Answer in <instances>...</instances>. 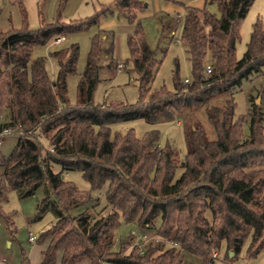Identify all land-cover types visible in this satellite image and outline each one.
Segmentation results:
<instances>
[{
    "label": "trees",
    "instance_id": "16d2710c",
    "mask_svg": "<svg viewBox=\"0 0 264 264\" xmlns=\"http://www.w3.org/2000/svg\"><path fill=\"white\" fill-rule=\"evenodd\" d=\"M161 1L185 9L179 40L193 79L186 84L177 69L174 91L151 90L159 61L139 17L145 2L117 0L106 8L135 26L128 36L126 63L138 77L136 104L94 103L102 55L110 58L108 67H115L113 42L104 47L111 31L101 30L92 38L75 105L69 102L67 79L77 74L78 44L51 52L59 66L55 79L48 75L45 57L32 58L36 47L54 37L98 25L99 14L0 33V117L6 111L10 119L0 122V131L10 128L18 136L9 156L0 151V216L13 226L2 209L9 193L24 198L46 185L48 197L41 209H51L56 222L37 240L43 244L49 239L40 264H184L187 254L212 260L223 246L238 255L248 240L251 256L264 250V112L259 105L253 103L238 117L233 98L224 107L206 109L217 140L208 141L199 127L190 130L178 178L175 151L160 146L159 130L141 138L133 130L112 135L111 126L117 123L143 120L156 125L161 117L171 122L185 111H199L264 68L261 21L253 26L243 58H236L240 25L255 0H206L202 9L187 6L190 0ZM209 4L217 5L219 16L208 10ZM70 171L82 172L91 191L105 188L107 207L72 216V210L98 200L65 180ZM122 223L135 226L139 234L131 231L118 240ZM144 233L163 241L142 243L136 236ZM22 253L30 264L26 251Z\"/></svg>",
    "mask_w": 264,
    "mask_h": 264
},
{
    "label": "rangeland",
    "instance_id": "374dc122",
    "mask_svg": "<svg viewBox=\"0 0 264 264\" xmlns=\"http://www.w3.org/2000/svg\"><path fill=\"white\" fill-rule=\"evenodd\" d=\"M116 1L0 0V33L21 30L25 27L30 30H37L43 25L56 21L70 23L74 20H86L99 14L100 22L98 25L90 27L85 32L69 36H56L50 44L36 47L32 58L45 57L48 75L55 79L59 72V66L57 61L50 56L51 52L68 48L73 43L78 44L80 49L77 74L67 79L69 102L75 105L77 103V86L86 68L92 38L99 34L101 30L111 31L113 36L104 42V47L113 42L115 67H108L107 64L110 58L102 55L100 62L102 68L99 72L100 82L94 93V103L95 105L122 102L136 104L140 97L138 77L131 71V65L126 63L130 58L128 36L134 32L135 27L116 11L112 14L109 10H106L108 6L113 5ZM143 1L147 4V8L139 15L140 21L146 40L150 47L155 50L156 59L159 61L156 75L151 83V90L166 87L169 91H174V73L177 69L181 80L188 79L191 81L193 79L191 62L188 59L185 47L179 40L184 16L181 15V21H178L179 16L175 13L157 12L154 0ZM160 3L164 6L168 4L163 1H160ZM207 8L211 13L219 16L216 4H209ZM257 21H261L264 31V0H255L240 25V40L237 43L236 51L238 60L242 59L246 52L253 26ZM103 33L101 32V34ZM208 65L211 64L208 63ZM120 66L123 68H120ZM231 98H233L236 106V117L247 114L253 103L259 105L264 112V68L259 75L244 80L241 88L236 89L232 94L224 93L210 99L206 107L199 111H185L179 114L175 121L171 122L161 117L156 125L147 124L143 120L117 123L111 126L112 135L114 136L117 133L126 134L133 130L136 136L141 138L151 130H159L160 146L170 145L175 151L174 162L178 166L176 175L178 178L184 171L182 164L187 154L186 139L191 135L190 130L199 127L204 131L208 141H216L217 134L209 121L206 109L212 106L224 107ZM7 114L6 111L2 113L0 122L10 121ZM244 133L249 134L247 124L244 126ZM17 141L18 136L15 134L4 137L0 146L1 153L6 157L9 156ZM56 168L59 170L58 166ZM1 172L2 168H0ZM64 178L74 183L81 191L89 192L92 190L91 185L85 180L83 173L80 171L65 172ZM91 192L98 201L84 204L72 210V216H77L88 208L101 211L107 207L105 188ZM46 197H48V190L46 185L43 184L33 195L24 198L20 197L18 192L11 191L8 200L2 203V209L8 215L13 226L8 227L4 218L0 216V264H26L22 249L26 251V257L29 259L30 264H39V260H37L39 258L34 255L33 247L42 244L37 242L38 238L56 222V216L51 209H41V203ZM137 229L135 226L122 223L116 231L117 239L125 238L131 231L138 233ZM30 233L37 239L33 245L29 242ZM136 237L139 240V235ZM47 241L46 243H48ZM249 243L248 240L238 255H232V252L229 253L226 247L223 246L219 252H215L217 256L212 264H264V250L253 257L249 254ZM209 260L212 261L213 259L210 258ZM209 260L187 254L184 264H210Z\"/></svg>",
    "mask_w": 264,
    "mask_h": 264
},
{
    "label": "crops",
    "instance_id": "0c3cea01",
    "mask_svg": "<svg viewBox=\"0 0 264 264\" xmlns=\"http://www.w3.org/2000/svg\"><path fill=\"white\" fill-rule=\"evenodd\" d=\"M161 0H154V4L156 5V10L157 12L160 11V12H170V13H175L177 14L178 17V21H181V18L180 16L181 15H185V9L183 6H179V5H174V4H167V5H162L160 3ZM187 6H191V7H194V8H198V9H202L204 8L205 4H206V0H201L199 2H197L196 0H190V1H187L186 2ZM134 26V25H132ZM135 27V26H134ZM135 30V29H134ZM173 34V33H172ZM123 68V67H121ZM33 245V244H32ZM48 246V243H43L41 245H35L33 247V253L34 255H36L37 260H39V264H40V261H41V257H42V252L47 248ZM87 262H84L83 264H86ZM60 264V262L58 263Z\"/></svg>",
    "mask_w": 264,
    "mask_h": 264
},
{
    "label": "built area",
    "instance_id": "2783aa9c",
    "mask_svg": "<svg viewBox=\"0 0 264 264\" xmlns=\"http://www.w3.org/2000/svg\"><path fill=\"white\" fill-rule=\"evenodd\" d=\"M121 67L122 66H120V68ZM212 70H213L212 66L211 65H208L207 68H206L207 73L208 74H211L212 73ZM185 83L186 84L189 83V80L186 79L185 80ZM10 134H12V130L10 128H4L3 130L0 131V146L2 145V141H3L4 137H6L7 135H10ZM36 240H37L36 237L32 233H30L29 234V242L31 244H34L36 242ZM139 240H141L142 243H148V242H151V241H155L157 243V242H162L163 241L159 237H153V236H151L148 233H144L141 236H139ZM142 243L139 244L140 247H142V245H143ZM171 244L173 246H177V243H171ZM216 256H217L216 253L213 254L212 259L213 260L216 259Z\"/></svg>",
    "mask_w": 264,
    "mask_h": 264
},
{
    "label": "water",
    "instance_id": "95a60500",
    "mask_svg": "<svg viewBox=\"0 0 264 264\" xmlns=\"http://www.w3.org/2000/svg\"><path fill=\"white\" fill-rule=\"evenodd\" d=\"M145 6H147V4H145ZM232 255H234V253L232 252Z\"/></svg>",
    "mask_w": 264,
    "mask_h": 264
}]
</instances>
